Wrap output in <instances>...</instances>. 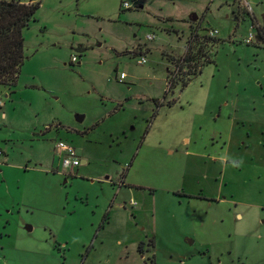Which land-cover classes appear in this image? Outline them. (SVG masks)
<instances>
[{
  "label": "rangeland",
  "instance_id": "374dc122",
  "mask_svg": "<svg viewBox=\"0 0 264 264\" xmlns=\"http://www.w3.org/2000/svg\"><path fill=\"white\" fill-rule=\"evenodd\" d=\"M32 2L26 59L0 85V264L258 258L264 0ZM202 41L212 62L178 70L171 58ZM165 97L176 103L155 116ZM58 140L75 146L78 167H62Z\"/></svg>",
  "mask_w": 264,
  "mask_h": 264
},
{
  "label": "trees",
  "instance_id": "16d2710c",
  "mask_svg": "<svg viewBox=\"0 0 264 264\" xmlns=\"http://www.w3.org/2000/svg\"><path fill=\"white\" fill-rule=\"evenodd\" d=\"M32 1L33 0L25 2L20 0H0V85L15 84L17 82L20 69L26 59L23 30L34 19L39 6L37 3ZM204 36L211 39L208 35ZM258 36L263 41V32H260ZM210 54L211 49L206 46L203 41L201 43L195 42L194 44H191V42L189 44L188 42L184 56L179 58L177 62H175L176 60L173 58H171V60L178 67V70H182V68L187 67L188 70H192V74L195 76L196 72H201L207 63L212 62ZM199 60L201 61L199 62ZM174 77L175 76L172 77L170 75V83L172 85H175L177 81L179 82V79H176L179 77ZM191 80L192 79L181 81V86L183 88L187 87ZM166 97L162 101L155 100L157 107L155 110V116L161 107L166 104L168 106H172L176 103L175 99L167 101ZM152 241L154 243V239H152ZM142 246L143 242H140L138 246L140 253H143ZM152 255L153 256L149 264H156L155 254L153 253Z\"/></svg>",
  "mask_w": 264,
  "mask_h": 264
},
{
  "label": "built area",
  "instance_id": "2783aa9c",
  "mask_svg": "<svg viewBox=\"0 0 264 264\" xmlns=\"http://www.w3.org/2000/svg\"><path fill=\"white\" fill-rule=\"evenodd\" d=\"M123 8L124 9H129L131 8V5L128 2L123 3ZM218 30L217 29H211L208 32V36H217ZM155 36L148 35L147 40H153ZM253 36L250 35V39H252ZM77 58L74 56L72 58V62L76 61ZM147 62V59L145 56H142L141 59L139 60L140 64H145ZM125 78V74L121 73L120 79ZM1 100V99H0ZM1 104V101H0ZM55 152L57 153L59 160L61 161V165L64 169H72L75 167H78L81 163L80 161V156L75 148V146L68 141L65 140H58L55 144ZM131 204H135L133 201L130 202Z\"/></svg>",
  "mask_w": 264,
  "mask_h": 264
},
{
  "label": "crops",
  "instance_id": "0c3cea01",
  "mask_svg": "<svg viewBox=\"0 0 264 264\" xmlns=\"http://www.w3.org/2000/svg\"><path fill=\"white\" fill-rule=\"evenodd\" d=\"M223 161L225 162V158L223 159ZM122 183L124 185H126L125 184V181L122 182ZM127 186L132 187V188H135L134 186L129 185V184ZM138 187H140V186H138ZM130 205L132 207L135 204H131L130 203ZM256 208H260V209L263 208L262 210H264V204L256 205ZM239 215H240L239 217L242 218V214H239ZM255 224L256 225L253 228V232H252V239H253L252 241H254L253 242L254 245H256L258 247H261V246H264V214H261V216L257 219V221L255 222ZM259 251H260L261 255H259L258 258L253 259L252 262H249V263L247 262L246 263V262L243 261L240 264H264V251H261L260 249H259ZM140 254H141V256L144 255V253H140Z\"/></svg>",
  "mask_w": 264,
  "mask_h": 264
},
{
  "label": "water",
  "instance_id": "95a60500",
  "mask_svg": "<svg viewBox=\"0 0 264 264\" xmlns=\"http://www.w3.org/2000/svg\"><path fill=\"white\" fill-rule=\"evenodd\" d=\"M191 17H192V19H193L194 21L198 19V16H197L196 13H193V14L191 15ZM256 39L259 40V41H261V38H260L258 35L256 36ZM99 45H100V44H99ZM83 119H84V115H77V121L82 122ZM83 162H84V161H83Z\"/></svg>",
  "mask_w": 264,
  "mask_h": 264
},
{
  "label": "flooded vegetation",
  "instance_id": "af4514ba",
  "mask_svg": "<svg viewBox=\"0 0 264 264\" xmlns=\"http://www.w3.org/2000/svg\"><path fill=\"white\" fill-rule=\"evenodd\" d=\"M203 70V69H202ZM200 73V72H199ZM141 242H143V241H141ZM140 243V242H139ZM138 246H139V244H138ZM143 246H148V249H151L152 250V252H153V250H154V248H155V241H154V243H153V241H152V239H150L147 243H145V242H143ZM142 246V249H147V247H143ZM147 249V250H148Z\"/></svg>",
  "mask_w": 264,
  "mask_h": 264
}]
</instances>
